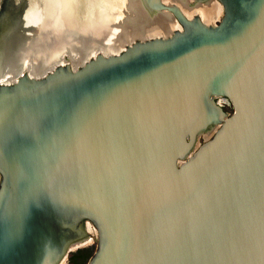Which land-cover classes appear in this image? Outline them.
<instances>
[{"label":"water","instance_id":"1","mask_svg":"<svg viewBox=\"0 0 264 264\" xmlns=\"http://www.w3.org/2000/svg\"><path fill=\"white\" fill-rule=\"evenodd\" d=\"M140 1L180 30L0 82V264H264V0Z\"/></svg>","mask_w":264,"mask_h":264},{"label":"bare ground","instance_id":"2","mask_svg":"<svg viewBox=\"0 0 264 264\" xmlns=\"http://www.w3.org/2000/svg\"><path fill=\"white\" fill-rule=\"evenodd\" d=\"M23 1L25 2V5H27L26 7L31 6L34 3V1L30 3L29 0H23ZM75 1H76V4H73ZM168 1H173V2L177 1L181 6L184 7V9H188L190 13L200 14L203 20L206 22V24H209V25H213L215 22H217V20H219L221 16V8L216 1H211L207 9H203V4L188 8L187 0H168ZM53 2L57 5L56 0H53ZM81 2L87 4L86 6L87 9L90 7V10H89L90 13H88L87 16H85L86 17L85 20L81 12L77 15V12L80 11V8L78 7ZM51 3H52V0H51ZM131 7L136 10H139V15L141 16L140 21L132 22V21H129V18H127L128 17L127 9ZM45 8H46V5H45ZM30 11L31 9L29 8L25 9L24 12L22 11L18 12V8L15 11H13V14L8 15V19L6 18L5 20V23L6 21L12 22L10 23L11 26L10 27L8 26L9 29L7 28L5 31L3 29H4V26H6V24L0 26V35L2 36L6 32L4 36H7L8 38L11 39V33H13V30L16 26L20 25L19 23L20 19L30 17V13L32 12ZM17 14H20V16H17ZM59 14L61 15L60 19L66 17L67 21L64 20L61 23H58L54 27H53L54 23L53 21H51L52 23L50 25V28L51 30H53L52 35L50 36L49 39L42 40L43 45L38 44L39 46L46 48V51H49V49L53 48L52 46L56 44L54 43V41L62 40L60 41L62 43L60 47L58 49H53L54 50L53 52L56 53L58 50V52L60 53L58 54L57 57L49 61L50 66L48 67L47 63L45 65L42 63V66H40V71L36 72L34 64L36 62L41 61L44 56V54L41 51L43 50V48H40L38 49L39 51L34 53L33 57L27 54L28 56L26 58V61H23L21 65H19V67H16L15 65L10 66V62H8L5 65L4 61H2V63H0V78H1L0 82L2 83L15 82V80H17V78L21 76L22 72L24 71H29L31 75L39 77L47 72L52 71L55 66L63 65L66 63L68 64L70 63L72 68L76 69L80 67L81 65H83L90 58H93L97 52H103L105 54L114 55V54L119 53L121 50H124L126 46L132 44L135 40L142 41V40L155 37V36L164 37L165 35H168L169 33H171L172 30H180V26L175 20L174 21L172 19L169 20L165 17H160L159 19L154 20L155 18L154 15L151 13V11L145 8V6L141 3L140 0H119L116 3L114 2V0H69L68 5L65 6L64 10L59 12ZM104 15H105L104 20L102 19V20L95 21V19H97L98 17L104 16ZM73 16H74V19H72ZM44 18H49L47 19V23H48V20H52L51 14L49 11L47 12L44 11ZM93 21L95 22V24L93 27H91L92 31L90 32L96 34L97 31H100L99 32L101 33L100 38H99L100 40L96 39V36L99 33H97L94 38H90L88 36L83 38L84 37V35H82L83 32L72 33L73 31L71 30L70 31L71 35H74V34L78 35V37H76V39H74L73 41L72 36L68 32L70 30L69 29V26L71 25L70 23H74V24L77 23L79 28L82 27V29H84V26L82 25L87 24L85 25L87 27L88 24L92 23ZM60 27H62V29ZM65 28H66V31H65ZM58 29H61V30H58ZM79 35L81 37L80 40H79ZM106 36L108 37V42L103 45L102 43L104 41H102L101 37L104 38ZM34 38L35 39L38 38V35H35ZM86 38H89V40L88 39L85 40ZM82 40H85V41L82 42ZM85 42H87L86 44L87 48L81 49L82 44L83 43L85 44ZM44 43L46 44V46H44ZM6 45H8L7 47L12 46V41L10 40L9 42H6V44H4L3 46H0L2 47V52ZM79 45H81V47ZM111 45L113 47L109 48L110 52L109 51L107 52V50L104 48L103 50L98 49V47H101L102 49V47H107V46L110 47ZM1 59L2 57L0 58V60ZM18 68H20V70L15 74L14 73L12 74L9 72L10 70H16ZM6 76H9V78H6ZM10 76L12 77L10 78ZM90 241L91 240L86 241V242L89 243Z\"/></svg>","mask_w":264,"mask_h":264},{"label":"flooded vegetation","instance_id":"3","mask_svg":"<svg viewBox=\"0 0 264 264\" xmlns=\"http://www.w3.org/2000/svg\"><path fill=\"white\" fill-rule=\"evenodd\" d=\"M16 1L17 2L14 3L12 0H2L1 5L3 7H2V9L0 11V26H2V25L5 24V20H6L7 16L8 15H12L14 9H17V8L20 9V7L23 8L22 6H24L23 5L24 4L23 3L24 1L23 0H16ZM118 1L119 0H114L115 3L118 2ZM81 3H80V5H79L78 8H81L80 10L82 12H84V13H90L89 12L90 7L87 9V7H86L87 4H85V3H82L81 4ZM45 5H44V1L40 2V4H37V2L33 3L30 6L31 8L29 7V9H31V11L34 13L33 14L30 11L31 12L30 13V17H32V18L28 17V18H23V19L21 18L20 19V22H19L20 24L22 22H26V29L23 31V35L19 36L18 33H17V31L19 30L20 25L19 26H16L14 28L16 30V31H14V33H16V35L14 37L15 42H14V44L12 46H15V50L14 51H15L16 55L17 54L19 55L21 53H25V54L32 53L33 54V53L39 51L38 49L43 48V47L39 46V45H43V42L40 41V38L49 39L50 36L52 35L53 30H51V28H50V25L52 23L51 22L52 20H48V23H47V19H49V18H44V11L47 12V9L45 8ZM53 6L55 7L57 5L56 4L55 5L53 4ZM22 12H24V9L22 10ZM22 12H20V13H22ZM77 13H80V12L78 11ZM72 14H73V12H72ZM127 15H128V17H127ZM127 15H126V17L129 18V21H132V22L140 21V19H141V16L139 15V10H136V9H134L132 7L127 9ZM73 19H74V16H73ZM102 19L103 20L105 19V15L97 18V20H102ZM61 20H60L59 23L62 22ZM69 28H70V26H69ZM68 32L70 33V30ZM82 32H83V30H82ZM35 35H38V38L35 39L34 38ZM82 35H85L84 32L82 33ZM115 35H117V34H115ZM71 36H72L73 39L76 38V37H78L77 34H74V35H71ZM26 37H27V42L25 44H21L19 46L18 40L20 38H21V40H23L24 38L26 39ZM80 38L81 37L79 35V39ZM103 41H104L103 43H107L108 42V37L106 36L105 38H103ZM7 42H9V41H7ZM31 42H33V43L30 45ZM25 45H27V46H25ZM29 45H30V47L28 49V46ZM7 46L8 45H6L4 47V50H7V48H8ZM44 46H46L45 43H44ZM42 51L43 52H46V53L49 52L51 55H52V53H54V54L60 53V52H58V50H57L56 53L53 52L54 51L53 49H49V51H46V48H43ZM20 61L21 60H19V62H17L16 59L13 58L10 61V66H14L15 65V66L18 67L19 65H21ZM0 63H2L1 60H0ZM38 69L39 70H36V72H39L40 71V67H38ZM9 72H11V70ZM0 80H1V78H0ZM218 100H220L223 109H225L227 107H230L231 108V106L228 104V101L227 100H223V99H218Z\"/></svg>","mask_w":264,"mask_h":264},{"label":"rangeland","instance_id":"4","mask_svg":"<svg viewBox=\"0 0 264 264\" xmlns=\"http://www.w3.org/2000/svg\"><path fill=\"white\" fill-rule=\"evenodd\" d=\"M14 3L15 2H17L16 0H12ZM2 2V1H1ZM62 2V0H60L59 1V3H61ZM13 3V4H14ZM34 3H35V1H34ZM68 3H69V0H66V2H65V4H64V6H63V10H64V8H65V6H67L68 5ZM0 5H1V3H0ZM24 6H27V5H25L24 4ZM2 5L0 6V11H1V9H2ZM30 6H28V7H24L23 9L25 10V9H28ZM57 7V6H56ZM74 8V7H73ZM22 8H21V10L20 9H18V12L19 11H22L23 10ZM81 9V8H80ZM16 9H14L13 11H15ZM75 10V9H74ZM79 12H81V14H82V16H83V18H84V20H85V16H87V14L88 13H84V12H82L81 10L79 11ZM79 13H77V15H78ZM75 15H76V13H75ZM7 19H8V16H7ZM73 19V18H72ZM64 20H66L67 21V18L66 17H64L61 21H64ZM95 21H97V19H95ZM9 23V24H8ZM10 23H12V22H10V21H6V26H4V31L8 28L9 29V27L11 26L10 25ZM67 24H68V22H67ZM94 24H95V22L93 21L92 23H89L88 24V26L86 27L85 25H87V24H84V25H82V26H84V29H82V27L81 28H79V26H78V24L77 23H71V25H70V31L72 30L73 32L72 33H76V32H78V31H80V32H82V30H83V32H84V37L83 38H85L86 36H88V37H90V38H94L95 37V35L97 34V33H99L100 31H97L96 32V30H95V32H96V34L95 33H91L90 31H92V28L91 27H93L94 26ZM9 26V27H8ZM90 27V28H89ZM61 29H62V27H60ZM26 29V22H22L21 24H20V27H19V30L17 31V33H18V35L19 36H21V35H23V31ZM61 29H58V30H61ZM81 29V30H80ZM15 30V29H14ZM14 30H13V33H11V39L10 38H8L7 36H4L5 35V33H4V35H0V38H2V39H4V43H6L7 41H12V45L14 44V42H15V39H14V37H15V35H16V33H14ZM65 31H66V28H65ZM86 31H87V33H86ZM64 32V31H63ZM70 34V33H69ZM81 34V33H80ZM57 35V34H56ZM71 35V34H70ZM100 35H101V33H99V34H97V36H96V39H99L100 38ZM102 38V41H103V37H101ZM105 38V37H104ZM74 39H76V38H74ZM74 39H73V41H74ZM87 39H89V38H86L85 40H87ZM42 40H43V38H40V41L42 42ZM44 40H47V39H45L44 38ZM80 40V39H79ZM85 40H82V42H84ZM100 40V39H99ZM2 43V42H1ZM33 42H31L30 43V45L32 44ZM62 44V43H61ZM86 44H87V42H85V44L83 43L82 44V47H81V45H79L80 47H81V49H83V48H87V46H86ZM103 45L105 44V43H102ZM1 45V44H0ZM30 45L28 46V49H29V47H30ZM113 45H115V44H113ZM3 46V45H2ZM112 46H107V47H102V49H101V47H98V49L99 50H103V48L104 49H106L107 50V52L110 50L109 48H111ZM44 48V47H43ZM34 49V48H33ZM50 49H52V48H50ZM97 49V50H98ZM105 50V51H106ZM42 51V50H41ZM41 51H40V53H41ZM110 52V51H109ZM36 53V52H35ZM42 53L44 54V56H43V59L41 60V61H39V62H36L35 64H34V67H35V70H39L38 69V67H40V66H42V63L45 65L46 63L48 64L47 66L49 67L50 66V62L49 61H51V59H53V58H55V57H57L58 56V54L59 53H57V54H54V53H52V55L48 52V53H46V52H43L42 51ZM49 54V55H48ZM28 55H30L31 57H33V55H34V53L33 54H28ZM27 55V56H28ZM46 56V57H45ZM45 57V58H44ZM44 61H46L45 63H44ZM17 67V66H16ZM19 67V66H18ZM21 68V67H20ZM20 68H18V69H16V70H11V72L10 73H17L19 70H20ZM19 75V74H18ZM12 76H10V78H11ZM6 78H9V76H6ZM225 110L227 111V112H229V113H231L232 112V109L230 108V107H227V108H225ZM203 141V139L202 138H200L199 139V142L201 143ZM95 246H96V240H95V238L94 237H92V240L89 242V243H87V245H85V247L84 248H92V250H93V252H94V250H95ZM73 252H75V251H73ZM71 253V252H70ZM69 253V254H70ZM68 258H69V255H68ZM68 258L62 263V264H69L68 263Z\"/></svg>","mask_w":264,"mask_h":264},{"label":"trees","instance_id":"5","mask_svg":"<svg viewBox=\"0 0 264 264\" xmlns=\"http://www.w3.org/2000/svg\"><path fill=\"white\" fill-rule=\"evenodd\" d=\"M92 253H93L92 248L77 249L75 252H71L69 254L68 263L86 264Z\"/></svg>","mask_w":264,"mask_h":264}]
</instances>
